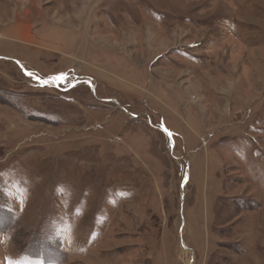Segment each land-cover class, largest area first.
Masks as SVG:
<instances>
[{"label": "rangeland", "instance_id": "374dc122", "mask_svg": "<svg viewBox=\"0 0 264 264\" xmlns=\"http://www.w3.org/2000/svg\"><path fill=\"white\" fill-rule=\"evenodd\" d=\"M0 264H264V0H0Z\"/></svg>", "mask_w": 264, "mask_h": 264}, {"label": "crops", "instance_id": "0c3cea01", "mask_svg": "<svg viewBox=\"0 0 264 264\" xmlns=\"http://www.w3.org/2000/svg\"><path fill=\"white\" fill-rule=\"evenodd\" d=\"M52 41V40H51Z\"/></svg>", "mask_w": 264, "mask_h": 264}]
</instances>
